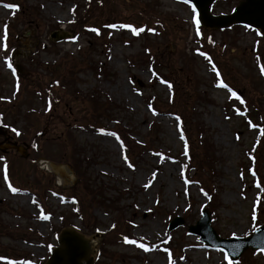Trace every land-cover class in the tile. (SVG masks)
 Masks as SVG:
<instances>
[{
	"label": "rangeland",
	"instance_id": "374dc122",
	"mask_svg": "<svg viewBox=\"0 0 264 264\" xmlns=\"http://www.w3.org/2000/svg\"><path fill=\"white\" fill-rule=\"evenodd\" d=\"M193 17L177 0H0V264H46L66 229L95 264H264L189 233L204 211L223 239L264 226V36Z\"/></svg>",
	"mask_w": 264,
	"mask_h": 264
},
{
	"label": "water",
	"instance_id": "95a60500",
	"mask_svg": "<svg viewBox=\"0 0 264 264\" xmlns=\"http://www.w3.org/2000/svg\"><path fill=\"white\" fill-rule=\"evenodd\" d=\"M182 1L189 2L195 7L200 24L208 30H222L240 25L258 29L264 35V0H240V4L231 14L224 15L211 13L213 4L219 0ZM182 223L183 220L175 219L170 229H175ZM189 233L199 236L200 241L208 247L222 249L231 261L238 260L249 249L264 252V226L250 237L223 239L212 228L208 211L203 212V218L189 229ZM58 244L59 247L53 251L46 264H94L90 241L76 231L63 230Z\"/></svg>",
	"mask_w": 264,
	"mask_h": 264
},
{
	"label": "snow or ice",
	"instance_id": "6c2138e0",
	"mask_svg": "<svg viewBox=\"0 0 264 264\" xmlns=\"http://www.w3.org/2000/svg\"><path fill=\"white\" fill-rule=\"evenodd\" d=\"M3 7H5L6 9H12V8H15V7H17V6H15V5H10V4H4L3 5ZM193 12H195V9L193 8ZM193 20H194V22H197L196 21V18L195 17H193ZM198 23V22H197ZM121 27H127L126 25H121ZM4 31H5V33H6V28L4 29ZM91 31H93V32H97V30L96 29H91ZM142 31H144V29H138V30H136V29H134L133 30V33L134 34H138V32H142ZM97 34H99L98 32H97ZM197 35H199V33H197ZM200 55H204V53H200ZM206 59H207V57H205ZM5 63H8V61L7 60H5ZM8 66L9 67H11V64H8ZM214 72L216 71V69L213 67V69H212ZM262 74H264V69H262ZM217 77L219 78V73L217 72ZM162 83H164V81H161ZM169 87V89H171V85H169L168 86ZM217 87H226V85H224V84H217ZM233 96H235V93H233ZM241 103H243V101H241ZM150 110H151V107H150ZM153 115H155V112H153ZM177 119H179V118H177ZM15 131V130H14ZM17 135H19V133L17 132ZM107 135H110V136H116V133H114V132H109V133H107ZM117 139H119L118 137H117ZM181 139H183V136H181ZM34 147H35V145H33ZM120 147H121V149H123V144H121L120 145ZM185 155H187V151H185ZM125 159V163H127L128 164V167L129 168H131L132 167V165L130 164V163H128V161H127V158L125 157L124 158ZM146 188L148 187V185L147 184H145L144 185ZM259 185H257V187H258ZM10 187V191L11 192H13V193H15L16 191H17V189H15V188H13V187H11V186H9ZM73 203H75V200H73ZM41 219H48V217L47 216H44V215H41V217H40ZM125 242L126 243H129V244H135L136 242L135 241H132V240H125ZM138 247H141L144 251H148L149 249L148 248H146L144 245H138ZM225 259H228V257H227V255L225 256ZM8 264H13V262L12 261H9L8 262ZM169 264H172V262H171V260H169Z\"/></svg>",
	"mask_w": 264,
	"mask_h": 264
},
{
	"label": "bare ground",
	"instance_id": "6f19581e",
	"mask_svg": "<svg viewBox=\"0 0 264 264\" xmlns=\"http://www.w3.org/2000/svg\"><path fill=\"white\" fill-rule=\"evenodd\" d=\"M63 171V170H62ZM61 171V172H62ZM64 172V171H63ZM63 172H62V174H63ZM77 232H78V234H81L82 235V233H81V231L79 230V229H77L76 230ZM90 244H91V247H92V249H93V251H94V248H93V246H94V242L93 241H90Z\"/></svg>",
	"mask_w": 264,
	"mask_h": 264
}]
</instances>
